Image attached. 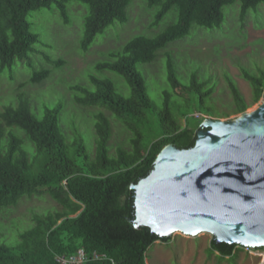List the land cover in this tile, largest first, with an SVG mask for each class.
Returning <instances> with one entry per match:
<instances>
[{"label": "trees", "instance_id": "16d2710c", "mask_svg": "<svg viewBox=\"0 0 264 264\" xmlns=\"http://www.w3.org/2000/svg\"><path fill=\"white\" fill-rule=\"evenodd\" d=\"M71 0H0V71L12 69L17 62L29 61L38 52V36L31 32L30 13L56 6L65 22L69 20L67 3ZM89 6L85 21L83 50H88L98 35H103L116 22L129 20L127 9L132 0H75ZM238 0H147L149 8L159 6L153 25L171 10L178 12V21L154 38L136 36L101 61L91 76L93 89L77 85L81 93L76 101L83 107H99L131 131L129 147L119 146L111 153L113 135L110 117L100 111L94 115V152L82 133L75 129L74 139L62 127L63 105L46 108L38 118L32 113L27 97L19 95L18 104H10L0 113V209L15 207L23 197L48 195L59 210L47 215H35L31 229L20 235L16 245L0 244V264H59L58 256H71L80 249L88 254L98 252L107 261L88 264H148V253L157 242L170 243L172 238H160L147 227L135 228V192L132 185L147 178L158 154L167 145L178 149L194 147L197 131L207 119H219L209 101L214 87L198 71L182 82L177 63L167 56L168 90L156 108L150 98L146 78L138 65L153 63L161 50L186 38L197 25L206 29L220 28L225 16L223 8ZM240 19L249 10H256L264 0H239ZM50 60V59H49ZM57 68L62 60L54 62ZM106 72L121 77L128 88L125 95L118 83L102 77ZM241 76L252 89L248 103L237 83L228 78L234 111L241 115L259 104L264 93V70L258 73L241 68ZM51 70L34 73L32 84L50 77ZM182 89L186 96L178 101L173 92ZM199 113L198 118L194 115ZM155 114V115H154ZM156 120L157 137L149 138L145 131L148 117ZM184 120L186 125L180 124ZM22 134L24 139L18 134ZM211 250L221 260L236 261L247 250L238 245L218 244L213 237ZM259 249V250H263ZM113 261V262H112Z\"/></svg>", "mask_w": 264, "mask_h": 264}, {"label": "rangeland", "instance_id": "374dc122", "mask_svg": "<svg viewBox=\"0 0 264 264\" xmlns=\"http://www.w3.org/2000/svg\"><path fill=\"white\" fill-rule=\"evenodd\" d=\"M159 6L149 8L147 0H132L127 9L129 20L125 24L116 22L98 35L88 50H83L81 40L85 35V21L90 13L89 6L75 0L67 3L69 20L61 16L54 5L30 13L28 20L31 32L38 36V52L31 55L29 61L17 62L12 69L0 71V113L10 104L17 106L19 95L27 97L32 113L41 118L46 108L63 105L60 114L62 127L73 140L75 129L82 133L94 152L93 120L94 115L104 112L112 123L111 153L115 154L119 146L129 147L131 131L124 121L118 120L99 107H83L76 101L81 93L74 88L77 85L93 89L91 76H98L96 66L99 62L111 59V54L136 36L154 38L178 21V12L171 10L158 24H154ZM242 4L238 0L233 5L223 8L224 22L220 28L206 29L193 25L190 34L169 44L161 50L157 59L151 64L138 65V70L146 78L150 98L156 108L163 102V91L168 90L167 56L171 53L177 63L178 72L183 83H188L189 74L198 71L208 78L209 87H214L209 104L213 106L216 116L229 121L239 114L234 111V102L228 86V78L233 79L245 100L252 101L250 84L241 76V68L258 73L264 70V4L256 10H249L241 21ZM50 59V60H49ZM62 60L61 68L54 62ZM42 69L51 70L48 79L32 84L34 73ZM102 77L115 80L119 90L125 95L128 88L124 80L115 74L106 72ZM181 89L173 92L178 101L184 98ZM259 104L250 107L247 112L255 110ZM155 115V114H154ZM200 114L196 113L195 118ZM180 124L186 125L184 120ZM145 131L153 140L157 137L156 120L149 116ZM24 139L22 134H18ZM59 205L48 195L41 197H23L17 206L0 209V244L16 245L20 235L34 225L35 215H47L59 210ZM170 243L157 242L148 253V264H264L263 250H245L236 261L221 260L211 250L213 236L205 233L198 237L176 234Z\"/></svg>", "mask_w": 264, "mask_h": 264}, {"label": "water", "instance_id": "95a60500", "mask_svg": "<svg viewBox=\"0 0 264 264\" xmlns=\"http://www.w3.org/2000/svg\"><path fill=\"white\" fill-rule=\"evenodd\" d=\"M131 190L137 229L264 248V103L233 120L207 118L194 147L165 146Z\"/></svg>", "mask_w": 264, "mask_h": 264}, {"label": "built area", "instance_id": "2783aa9c", "mask_svg": "<svg viewBox=\"0 0 264 264\" xmlns=\"http://www.w3.org/2000/svg\"><path fill=\"white\" fill-rule=\"evenodd\" d=\"M264 103V93L261 99ZM252 250V249H247ZM109 258L105 254L94 252L88 254L84 249H80L76 254L71 256H58L57 261L59 264H88L90 262L107 261ZM113 262V261H112Z\"/></svg>", "mask_w": 264, "mask_h": 264}]
</instances>
